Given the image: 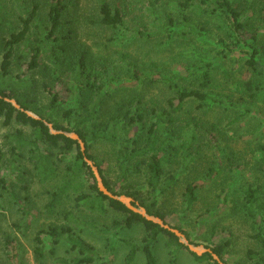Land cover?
Segmentation results:
<instances>
[{
  "label": "trees",
  "instance_id": "16d2710c",
  "mask_svg": "<svg viewBox=\"0 0 264 264\" xmlns=\"http://www.w3.org/2000/svg\"><path fill=\"white\" fill-rule=\"evenodd\" d=\"M90 6L96 13L88 22L113 31L110 42L122 43L125 49L137 42V53L120 52V62L112 68L128 81L125 85H111L105 78L109 67L101 62L103 70L97 71L94 62L99 58L66 32V25L76 23L74 14L88 9L83 0H0V119L13 128L6 135L11 157L0 148V205L4 193L28 190L29 173L19 161L28 156L41 182L62 176L51 192L49 212L55 213L66 197H75L77 208L85 204L101 213L116 211L121 219L114 220L115 228L142 226V245H132L124 264H133L140 250L145 264H158L155 249L163 235L172 253L188 248L172 231L101 192L85 159L89 158L111 192L132 197L135 205L165 223L179 213L182 220L195 217L204 227L226 207L248 217L260 248L248 249L246 256L253 264H264V185L243 188L233 206L228 205L225 187L214 204L201 207L202 192L220 170L215 161L205 169L197 158L205 146L246 116L247 106L264 105V0H134L126 5L119 0H92ZM201 40L212 41L205 54L192 46ZM186 42L195 54L183 49L165 60L164 55H155L160 51L154 53L156 48L171 53L175 45ZM151 89L158 92L148 98ZM7 99H15L21 108ZM215 107L220 108V121L206 125ZM224 120L228 123L223 128ZM49 124L62 132L53 133ZM64 132L77 133L85 151ZM96 145L112 146L117 178L106 176L110 161L92 152ZM255 145L264 152V143ZM213 150L221 166L218 148ZM183 172L192 176L184 181L180 205L167 208L168 192ZM137 175L145 176V191L130 186L131 177ZM64 217L65 223L37 232L35 253L44 254V238L50 236L54 245L66 241L82 254L72 262L60 259L61 264L94 262L98 254L82 233L84 227L97 225L73 210L65 211ZM172 227L190 239L180 225ZM211 233L206 247L230 264L225 256L232 254V241H220L215 225ZM7 243L12 261L18 264L15 240L8 236ZM190 253L200 261L219 264L210 253Z\"/></svg>",
  "mask_w": 264,
  "mask_h": 264
},
{
  "label": "rangeland",
  "instance_id": "374dc122",
  "mask_svg": "<svg viewBox=\"0 0 264 264\" xmlns=\"http://www.w3.org/2000/svg\"><path fill=\"white\" fill-rule=\"evenodd\" d=\"M83 1L87 3L88 9L74 14L76 18L73 19L74 21L76 20V23L66 25V32L72 33V40L74 42H80L95 55V58H99L94 62L97 71L103 70V67L100 66L101 62L109 67L110 75L105 78L111 82V85L116 84L117 87L125 85V82L128 81L124 80L122 75L117 74L112 68L119 64L118 58L120 52L130 50L137 53V42L133 41L134 44L129 49H125L122 43L116 41L110 42L109 39L113 36V31L91 25L88 19L90 17L94 18L93 16L96 12L90 6L92 0ZM119 1L126 5L134 0ZM135 13L137 14V11L134 12V15ZM86 15H89L88 18L83 19V16ZM70 27H73L74 32L70 30ZM211 44L212 41L201 40L192 46L198 48L197 52L200 54H205V49L210 48ZM147 46L149 48H146L145 51L150 50V46ZM192 46L189 42H186L184 45H180V47L175 45L171 53L162 50V48H156L154 53L160 51L162 54L156 53L155 55L158 57L164 55L163 58L167 60L170 55H175L183 49L185 54H195V51L193 53L191 51ZM145 47L146 45H141L142 49ZM157 92L154 89L149 90L147 93L148 98L153 97ZM247 108L249 109L247 110L248 113L243 119L239 120L231 128L229 127L228 133L221 137L218 136L217 142L205 146L204 150L199 154L200 156L197 157L198 163H201L205 169L210 162L215 161L216 167H219L220 170L214 183L202 192L201 207H206L212 204L213 201H216L215 196L225 187L229 188L228 205L233 206L234 201H236L243 188L251 184L264 185V152L258 150L255 145L259 141L264 143V112L261 110H264V105L250 108L247 106ZM219 110L220 108H214L212 115H210V121L206 125H209L210 122L219 123L217 122L220 121ZM227 123L228 120L222 121L221 127L224 128ZM11 131H13V128L4 126L0 119V148L6 154V157H11L12 145L6 138V135L11 133ZM257 136H260V139L255 142V137ZM214 147L218 148L217 153L221 163L223 162L221 166H217ZM92 152L109 159L110 167L106 172V176L110 179L117 178L112 146L96 145L92 149ZM228 155L231 157L230 161L226 158ZM19 161L22 167L29 173V188L28 190L18 188L15 190V194H3L2 204L0 205V264H14L10 257L12 251L7 243L8 236L15 240L18 264H61L60 259L72 262L74 258L82 257V254L78 250L72 249V246L66 241L54 245L50 236L44 238V254L38 256L35 253L37 246L35 237L37 232L41 229H48L51 225L65 223L64 212L67 210H73L79 217L84 220L93 221L97 225V228H93V226L84 227L85 231L82 233L85 240L94 247V250L98 254L94 262L85 264H124L132 245H142L144 233L142 226L115 228L114 220L121 219L116 211L110 210L109 213H101L99 210L90 209L85 204L77 208L75 206V197H66L63 203L56 208L55 213L49 212L47 205L51 199V192L61 183L62 176L57 181L43 183L36 176V171L28 156ZM67 163L65 161L61 164V173L64 171ZM191 176H189L188 172H183L178 176L180 181L177 182L179 183L168 192L170 207L167 206V208L180 205V194L182 193L184 181H187ZM86 178L88 181H91L89 176H86ZM130 183L132 188L146 190L144 175L132 176ZM120 186L121 184H119ZM218 201L222 202V199ZM222 209L221 211L224 210V212H219L214 218L208 220L204 227L197 222L195 217L182 220L179 213H177L178 217L176 215L170 216L167 224L171 226L180 225L183 230L188 232L190 239L187 238L195 242L193 244L205 247L209 245L207 238L211 237L212 226L215 225L217 233H219L217 237L220 241L225 242L228 239L232 241V245L229 246L232 254L225 256V259L230 264H253L254 261L248 259L246 252L250 248H260L257 241L252 237L256 233L254 225L248 217L237 215L235 212H232L231 208L226 207V209ZM166 242L167 236L165 235L161 236L158 240L155 249L158 264H214L213 260L200 261L196 259L188 248L174 254L166 245ZM133 264H145V257L141 250L136 254Z\"/></svg>",
  "mask_w": 264,
  "mask_h": 264
},
{
  "label": "water",
  "instance_id": "95a60500",
  "mask_svg": "<svg viewBox=\"0 0 264 264\" xmlns=\"http://www.w3.org/2000/svg\"><path fill=\"white\" fill-rule=\"evenodd\" d=\"M7 100L12 102L17 108H21L20 105L18 104V102L15 99H7ZM28 113L30 115H33L34 117L39 118L37 115L33 114L32 112H28ZM49 127L51 128L53 133L62 132V131L55 130L53 128L52 124H49ZM64 133L66 135L70 136L71 138L76 139L79 142V144H80V146L82 148V151H85V143H84V141L80 138V136L77 133H75V132H64ZM85 159H86L87 163L91 166V168L93 170V173H94V175L96 177V181H97V184H98V187H99L100 191L103 192L105 195L123 202L124 204H126L128 206V208H130L134 212L140 213L146 219L151 220L153 222H156V223L160 224L162 227L172 231L173 233H175L180 238V241L182 243H184L189 248L190 251H192V252H194V253H196L198 255H203L205 253H210L213 256L214 260H216L219 264H226L221 259V257L218 254L214 253V251L211 248L205 247L203 245L197 246V245L191 243V241L187 238V236L181 230L176 229V228L172 227L171 225L165 223V221H163L159 217L150 215L147 212V209L145 207H143V206H140L138 203H136V205H135L134 204L135 201H134V199L132 197H129L127 195H120V196L119 195H115L104 184L103 178H102V176L100 174V171H99L98 167L95 165V163L92 160H90L89 158H85Z\"/></svg>",
  "mask_w": 264,
  "mask_h": 264
}]
</instances>
